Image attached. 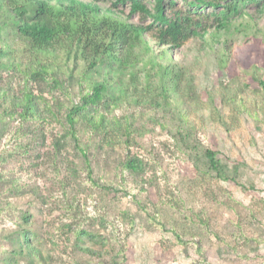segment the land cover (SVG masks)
<instances>
[{"label": "rangeland", "instance_id": "obj_1", "mask_svg": "<svg viewBox=\"0 0 264 264\" xmlns=\"http://www.w3.org/2000/svg\"><path fill=\"white\" fill-rule=\"evenodd\" d=\"M86 1L150 28L157 52L130 0ZM263 1L219 29L224 8L164 0L204 37L168 51L174 78L142 53L79 110L93 72L67 45L32 51L1 10L0 264H264Z\"/></svg>", "mask_w": 264, "mask_h": 264}, {"label": "trees", "instance_id": "obj_2", "mask_svg": "<svg viewBox=\"0 0 264 264\" xmlns=\"http://www.w3.org/2000/svg\"><path fill=\"white\" fill-rule=\"evenodd\" d=\"M163 1L153 0L151 11L139 0H130V15L138 13L148 17L158 28V33L152 38L159 48L156 53L145 40V34L150 28L135 25L129 22L122 12L102 8L94 1L0 0V11L6 9L10 13L18 34L32 51L47 54L55 46L67 45L66 49L74 51L86 68L93 72L95 79L91 82L88 93L83 96L82 104L77 108L79 110L99 104L107 96L106 92L114 88L112 69L133 68L140 62L142 53L162 72V76L174 78L171 72L174 68L172 61H163L168 51L180 49L191 38L198 37L202 40L204 37L199 33L201 24L194 22L189 16L176 14L173 19L167 17ZM221 1L223 0H192L191 5L203 4L224 8L222 19L218 21L221 29L228 23L227 15L237 14L244 7L246 0H229L225 5H220ZM260 7V10H264V1ZM214 38L215 35L211 39ZM4 53L5 47L0 43V58ZM256 83L264 97V81L256 78ZM27 110H31V101L26 99L23 111ZM67 123L72 129L74 122L70 116L67 117ZM95 125L100 126L101 121ZM214 156L209 150L205 153L211 170L218 173L219 164Z\"/></svg>", "mask_w": 264, "mask_h": 264}]
</instances>
